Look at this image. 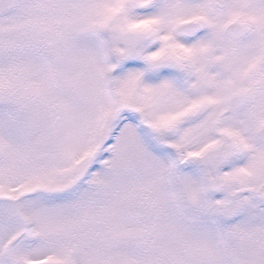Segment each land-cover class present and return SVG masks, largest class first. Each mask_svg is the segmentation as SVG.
<instances>
[{
  "label": "snow or ice",
  "instance_id": "snow-or-ice-1",
  "mask_svg": "<svg viewBox=\"0 0 264 264\" xmlns=\"http://www.w3.org/2000/svg\"><path fill=\"white\" fill-rule=\"evenodd\" d=\"M0 264H264V0H0Z\"/></svg>",
  "mask_w": 264,
  "mask_h": 264
}]
</instances>
